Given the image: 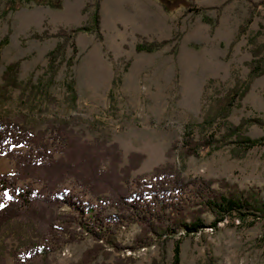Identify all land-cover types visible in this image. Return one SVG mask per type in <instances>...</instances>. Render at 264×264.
Wrapping results in <instances>:
<instances>
[{"label": "rangeland", "instance_id": "rangeland-1", "mask_svg": "<svg viewBox=\"0 0 264 264\" xmlns=\"http://www.w3.org/2000/svg\"><path fill=\"white\" fill-rule=\"evenodd\" d=\"M193 1L212 21L158 0L8 10L0 0V120L27 132L0 148V173L15 174L0 207L20 202L0 227V264H172L176 245L180 264H264V219L254 215L187 233L146 229L121 205L131 217L99 230L108 239L81 223L116 212L118 176L131 201L135 179L165 163L216 188L258 186L264 198V142L226 135L243 120L246 133L264 134V72L252 75L255 64L264 69V0ZM96 9L99 31L81 28L94 26ZM185 135L220 147L185 153ZM20 157L33 162L20 169ZM52 158L76 165L63 175Z\"/></svg>", "mask_w": 264, "mask_h": 264}, {"label": "trees", "instance_id": "trees-1", "mask_svg": "<svg viewBox=\"0 0 264 264\" xmlns=\"http://www.w3.org/2000/svg\"><path fill=\"white\" fill-rule=\"evenodd\" d=\"M164 5L168 11L184 7L186 9L194 10L196 13L202 12L203 18L207 21H212V18L207 16L203 6H198L193 0H158ZM36 2L43 3L50 6H55L60 0H7L6 10L21 7L27 3ZM101 15L99 10H95L92 16V28L88 25L81 26L84 29H92L96 32L100 29ZM63 32V31H62ZM7 40L0 42L5 44ZM165 43V40L159 43H145L138 42V50H153ZM259 65H254L252 68V75L264 72V69L258 70ZM259 121V120H255ZM245 120L240 124L232 125L227 130V137L234 136L238 142L243 145L251 146L264 142V134L259 137H253L246 133L243 128ZM17 123L9 120H0V148L8 143L10 139H17V143H24L27 141V132H20ZM218 140L212 139H194L189 135L184 136V151L188 154H193L199 151L206 145L213 144V147L208 151L220 147ZM27 161V162H26ZM53 161L55 164L53 165ZM30 159L20 157L18 160V167H26L28 163H32ZM75 162L66 161L65 159H51L48 163L53 170L61 171V174H66L72 170L71 165ZM66 172V173H65ZM15 174L0 173V188L6 189L13 182ZM126 176H118L121 180ZM121 180L117 179L114 184L116 190V197L118 206L114 214L101 218V222H81L88 231L99 232L96 234L99 238L108 239L109 231H99L103 227L107 228L111 224L124 223L131 217L130 214H125L124 210H120L121 205H126L129 209H133V218L140 220L143 227L148 229L161 228L163 230L184 229L185 232L191 233L199 231L205 226L216 227L218 222L225 219L227 216L237 217L240 220L246 219L249 215L261 217L264 219V198L262 190L258 186H251L248 188H241L234 184L222 183L219 187H214L213 179L188 180L183 177L172 164L165 163L156 166L151 173L144 174L135 179L134 182V196H131V201L125 200L126 188ZM128 191V190H127ZM30 190L19 189V195L24 199H28ZM141 199V200H140ZM19 200V199H18ZM16 200V201H18ZM146 202H144V201ZM10 201L0 207V227L10 218L17 215L19 211L20 202ZM152 203V204H151ZM129 205V206H128ZM155 205V207H153ZM124 206V207H126ZM152 206V207H151ZM142 208L141 211L136 209ZM83 211V208H80ZM88 223H90L88 225ZM111 231V230H110ZM111 233V232H110ZM172 264H180V247L176 245L174 259Z\"/></svg>", "mask_w": 264, "mask_h": 264}]
</instances>
